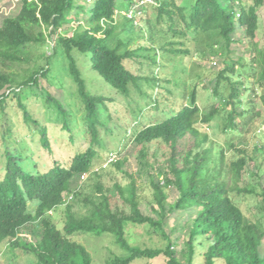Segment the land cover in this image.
<instances>
[{"label":"trees","instance_id":"1","mask_svg":"<svg viewBox=\"0 0 264 264\" xmlns=\"http://www.w3.org/2000/svg\"><path fill=\"white\" fill-rule=\"evenodd\" d=\"M140 1L143 2L21 0L19 13L2 20L0 113L5 114L6 101L11 95L20 96L25 88L38 85L39 78H47L54 58L61 56L68 60L69 73L77 85L90 145L85 151L75 152L70 159L54 158L52 165L44 170L35 163L28 169L26 165L33 163L32 156L6 145L4 175L0 178V243L7 240L12 247L21 248L33 258L34 264H91L87 250L70 239L71 235L81 232L114 236L127 254L115 257L110 264L149 261L162 254L167 258L166 264H192L197 249L202 247L203 264H264V229L260 223L248 220L232 197L233 193L255 194L264 203V144L253 141L248 147H238L230 139L222 144L204 130L212 127L210 131H215L218 120L222 121L221 132L225 135L246 132L247 125L256 119L260 125L264 124V116L261 110L255 109L254 102H248L247 110L240 108L246 92L256 95L257 89H264V49L257 43V9L264 0H152L132 8ZM148 8L155 14L154 20L143 17ZM117 15L120 22L116 20ZM243 39L244 52L251 57L248 65L243 57L237 61L233 58L223 70L203 69L202 75L196 76L201 82L207 79L203 89L212 101L207 111L197 105L198 85L183 81L182 69L176 82L170 78L172 73L154 72L155 69L162 72L167 67L160 58L192 60L195 55L203 60L224 58ZM139 40L142 43L135 44ZM37 48H41L38 57L35 56ZM78 57H83L84 62L80 64ZM35 60L43 61L42 66L36 67ZM128 62L133 63V68L127 66ZM31 63L34 70L23 68L24 73L14 70ZM139 66H145L144 75L134 71ZM238 71L252 73L253 87L233 78ZM89 76L95 80V86ZM186 78L189 79L188 72ZM141 83L158 85L169 94L167 100H153L155 110L162 109L165 117L136 127L131 135L132 143L137 145L138 164L153 188L151 200L146 201L157 205L156 209L150 204L158 220L143 214L139 198L143 186L137 187L128 170L123 173L131 178L127 187L116 183L112 189L104 188L103 179L115 171H123L126 163L118 150L105 151L102 162L106 163L100 166L102 162H99L100 168L96 167L98 154L104 151L98 127L109 131L110 98L92 90L109 89L128 96L133 85L139 95L146 97ZM260 99L264 104V93ZM51 101L70 132L68 118L72 113L59 100ZM20 105L24 122L37 127L41 144L52 155L46 129L32 118L23 103ZM4 125L6 137L16 143L12 128ZM67 141L75 143V138ZM258 151H261L259 164L256 162ZM246 174L257 179L259 194L255 185L242 186ZM81 176L95 179L98 194L94 200L83 198L88 209L85 214L76 215L70 202L79 199L81 193L72 186ZM170 187L176 189L177 195L169 203ZM117 200L120 205L113 204ZM61 206L65 208L66 220L63 228L58 229L48 213ZM174 212L185 213L182 226L190 221L182 259L173 250L176 242L170 236L178 227L169 228L168 232L163 228L164 217ZM35 223L42 226L40 239L28 243L19 240V232ZM126 223L149 224L160 230L168 240L167 248L141 249L129 245L124 232Z\"/></svg>","mask_w":264,"mask_h":264},{"label":"rangeland","instance_id":"2","mask_svg":"<svg viewBox=\"0 0 264 264\" xmlns=\"http://www.w3.org/2000/svg\"><path fill=\"white\" fill-rule=\"evenodd\" d=\"M151 2V0H145ZM190 1V0H188ZM189 3V2H188ZM136 6L132 8H138L141 5L140 2H136ZM21 8V0H0V25L4 18L15 17ZM130 14V13H129ZM128 14V15H129ZM258 14V30H257V43L260 48L264 49V3L257 9ZM143 17L154 20L155 14L150 8L146 9L143 13ZM119 15H117L116 20L120 22ZM139 18V16H137ZM136 18V19H137ZM140 28V27H138ZM131 31V29H130ZM135 35L139 37V32L136 31ZM240 36V33H237V37ZM244 39L232 47L234 50L233 53H229L227 56L217 57V58H207L206 60L200 59L195 55L192 60L181 57L175 58H165L161 59L160 62H163L164 65L170 68H164L161 72L160 69H155V73L158 75H167L172 73L170 78L173 82L178 80L181 72L179 69H182L183 81L188 82V84H196L197 92V105L207 111L212 104V101L208 98L207 92L204 88L207 79H204L202 82L196 76L199 74L202 75V70H212L220 71L223 70L225 64L230 65L232 59L236 61L239 57L245 58V64H249L251 57L249 54L244 52V45L242 44ZM142 43L141 40L137 41L135 44ZM133 47L130 44V48ZM202 47V45H200ZM46 50V48H42ZM41 52V48H37L35 51V56L38 57ZM160 54V52H159ZM50 55V50L47 49V56ZM77 60L81 64L84 62L83 57H78ZM162 60V61H161ZM36 61V60H35ZM215 63V64H214ZM42 66L43 61H36V67ZM53 67L48 74L47 78H39L38 85L31 88H25L21 91L20 96L11 95L7 99L6 106L4 108V115L0 113V178L4 175L3 168L5 167L4 159V149L6 145L10 148H17L19 150L25 151L26 156H32L31 160L33 163H29L26 167L29 169L33 167L34 163L40 168V170L47 169L52 165L54 158L56 160L61 159H70V157L75 152L85 151L90 145V133L88 131V125L85 124L83 119L84 107L81 103V99L77 92V85L74 82L73 77L70 75L68 70V60L61 56L54 58ZM138 65V64H136ZM127 66L133 68V63L128 62ZM81 68L83 66L80 65ZM177 67V68H175ZM30 68L31 70L35 69V66L31 63L29 65H23L19 68H14L15 71L22 72V69ZM129 68V67H128ZM130 68V69H131ZM140 68V69H139ZM139 75H144L146 73L145 66H139L136 71ZM180 72V73H179ZM189 74V79L186 78V73ZM250 71H238L237 75L233 78L244 81L246 86H252L254 78L251 77ZM91 76V74H90ZM89 76V77H90ZM246 76H250L246 78ZM92 78V77H90ZM92 85L95 86V80L92 78ZM199 82H201L199 84ZM142 84V92L146 95H139L138 89L131 85L129 87V95L123 96L117 94L113 90L103 89L97 92V94H104L110 98V104L108 105L109 109V118L107 119V125L109 131H106V128L98 127L100 133L101 144L104 146V151L98 154L96 161L98 162L97 169L100 168L106 162L103 161L104 152L107 150L110 152H120V158H125L123 165V171H115L112 175L106 176L103 179V186L106 189H112L114 184L119 183L123 188L127 187L131 178L124 176V172L128 170L132 173V177L135 180V183L138 188L143 186L141 194L138 192L140 198V208L144 215L152 216L155 220L159 219V216L156 212H153L150 204L157 209V205L152 202L149 203L146 200H151L153 188L149 185V179L146 172L138 164V154L137 145H134L131 141L132 132L136 130L135 128H141L144 125L155 123L159 120H162L165 117V112L160 109L155 110L153 105L154 98L167 100L169 94L165 89L158 87V85H147ZM207 84V83H206ZM174 86V85H173ZM141 92V91H140ZM264 93L263 88L256 90V95L251 92H246L245 96L242 97L241 109L247 110L249 108L248 102L255 103V109L261 110L262 116H264V104L262 103L261 95ZM152 95V98L150 97ZM52 99L59 100L63 105L65 110H69L72 115L68 118L70 132L67 131L64 127V124L61 120L63 117H60L59 111L53 105ZM24 104L32 118L39 121L40 125L43 126L47 131V136L50 137L51 142L50 146L52 148V155L44 148L40 142L41 134L37 131V127L28 125L24 122L21 105ZM162 112V113H161ZM64 120V119H63ZM259 119H256L254 123L247 125L246 132L238 133H228L227 135L221 132L222 121H217V129L215 131H210L212 127H207V132L211 133L213 140L224 143L229 140L233 142L238 147L250 146L253 141L259 142V144H264V134L261 131H264V124H259ZM10 126L14 132L13 138L16 140V143L9 141V138L6 137L4 132V124ZM243 130V129H242ZM213 132V134H212ZM71 137L75 138V143L72 141H67ZM125 137V138H124ZM124 139V140H123ZM122 140L124 142H122ZM97 149V148H96ZM28 150V151H27ZM99 150V149H97ZM258 156H256L257 164L261 162V151H258ZM99 162L101 163L99 166ZM248 171V170H246ZM124 173V174H123ZM243 180L242 186L246 184L255 185L256 192L259 194L261 189L256 185L257 179H251L247 176ZM95 179H90L89 176H81L76 180L72 187H75L81 197L76 201L70 202L73 206V212L76 215L85 214L88 207H85V201L83 198L95 199L98 192L96 191ZM177 195L176 189L173 187L169 188L167 192V202H174L175 196ZM233 200L236 205L242 210L244 215L248 220L252 222H258L262 225L264 229V203L259 195L255 194H232ZM120 205V202H114ZM33 206L30 208L33 210ZM49 219L51 222L58 228L62 229L65 223V208L64 206L59 207L57 210L48 213ZM186 221V216L184 212H174L169 216L164 217L163 228L168 232L169 228L178 227L177 230L170 234L171 239L176 242L172 246L173 250L177 252V257L182 259V253L186 251V245L189 230L188 223L182 226ZM36 224V225H35ZM34 225L27 226L18 234L19 240L23 242H36L40 239L42 226L39 223ZM125 238L129 245L136 246L141 249H165L168 246V240H166L162 232L156 228L151 227L149 224L137 225L133 223H126L125 228ZM170 232V231H169ZM71 241L83 246L89 255L91 256V264H110L111 260L115 257L125 256L127 252L123 250L119 244L116 242L113 235L103 234L101 236H96L91 233H75L70 236ZM204 247L198 248L196 255L193 256L192 264H203ZM167 258L164 254L159 255L157 258L152 260H135L131 264H166ZM0 264H34L33 258L29 256L27 252L22 250L19 247H12L9 245V242L6 240L0 243Z\"/></svg>","mask_w":264,"mask_h":264},{"label":"built area","instance_id":"3","mask_svg":"<svg viewBox=\"0 0 264 264\" xmlns=\"http://www.w3.org/2000/svg\"><path fill=\"white\" fill-rule=\"evenodd\" d=\"M144 2H148V1L143 0V2H141V4L144 3ZM128 17H131V13L128 15Z\"/></svg>","mask_w":264,"mask_h":264}]
</instances>
